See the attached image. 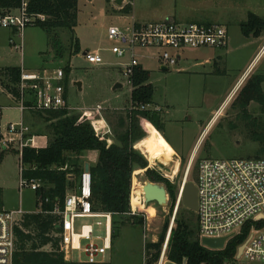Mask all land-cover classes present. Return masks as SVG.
Listing matches in <instances>:
<instances>
[{
    "label": "rangeland",
    "instance_id": "1",
    "mask_svg": "<svg viewBox=\"0 0 264 264\" xmlns=\"http://www.w3.org/2000/svg\"><path fill=\"white\" fill-rule=\"evenodd\" d=\"M173 1L151 0L150 8L145 9V15L149 18L147 21H156L160 14L171 10L174 6ZM202 1L205 3V0H190V4L197 6L198 2ZM207 5L209 9L205 14L190 11V15L185 16L189 20L184 21L198 23L219 19L226 21L231 38L228 49L213 47L186 49L182 60L166 70L161 69L156 48L136 49L137 59L144 68L150 71V82L155 88L152 103L147 110L152 115V121L162 125L166 133L172 137L179 151V159L172 154V151L175 152L172 146L161 137H152L151 140L154 139L153 141L161 144L170 156L173 155L174 160L170 164L166 165L159 161L151 163L144 151L145 144H140L138 149L148 160V167L164 176L169 182L173 178L176 181L184 179L187 163L193 150L195 155L188 180L194 183L198 178L197 164L202 159L248 158L264 155L258 154L260 144L250 138L251 127L247 125L240 106L235 102L240 90L251 76L264 75V51L253 63L248 73L251 76L237 91H232L259 47L264 43V32L258 40L243 35L239 20L245 13L240 10L244 7L249 8L264 17V0H233V7L225 5L219 9H216V2H208ZM78 8V25L75 28V36L80 43L78 52L73 50L71 31L66 28L55 30L51 36L37 25L26 28L23 36V52H21L10 43V38L17 41L15 33L11 29L0 27V107L3 123L19 122L23 117L25 124L39 138L34 146L48 145L51 137L49 122L45 119L46 115L36 114L32 117L29 111H25L22 116L17 108L16 99L11 95V90L9 91L10 86H7L8 82L4 74L7 67L23 65L27 70L36 71L65 69L69 66L71 72L68 77V96L72 107L91 109L98 102H102L106 106L104 116L112 127L113 140H111L113 142L115 141L114 134L117 135L125 128L120 127V118H124L126 124H129L128 112L132 102L131 87L122 67L130 62V56L128 54L124 57L117 56L112 48L121 44L118 40H111L108 37V29L112 24L125 25L117 19L119 15L117 5L112 0H79ZM86 52L99 53L103 62L90 63L86 58ZM76 81L81 82L82 89L75 84ZM120 82L123 87L114 89V85ZM111 103L123 109L112 108ZM217 110L220 113L213 116ZM69 111L82 114L76 109ZM248 111L260 124L264 123L263 108L257 102H251ZM90 115L91 113H88L86 117L96 132H101L98 126V123L102 125L101 119L91 121ZM147 120L144 121V125L141 122V130L155 128L151 124L154 122ZM96 151L88 150L78 157L75 154H70V156L72 160L78 159V168L84 166L85 163L93 166L98 160L99 154ZM1 152L3 151L0 150V154ZM176 160L179 168L176 175H173ZM19 177L18 153L14 150L5 151L0 159L2 190L0 197L3 209H16L22 205L27 212H33L37 210L36 193L30 188H24L20 192ZM135 177L140 183L150 180L146 169L137 168L133 174V180ZM161 183L167 185L166 182ZM171 200L172 197L169 194L167 205L160 206L157 202H150L141 210L132 207L134 214L114 215L112 246L105 255V262L107 264H146V243L157 242L164 233L167 223L166 240L171 226L177 225L176 218L190 219L196 227V213L181 204L175 214V207ZM97 221H101V225H97ZM85 222L88 220L78 219V230ZM89 222L94 223V235L100 237L97 243L102 244L107 236L106 219L95 218ZM50 248L51 246L45 247V249ZM73 255L75 261L80 260L78 252H74ZM83 259H85L84 255ZM226 263L233 264L231 261ZM238 264L261 263L242 257L238 260Z\"/></svg>",
    "mask_w": 264,
    "mask_h": 264
},
{
    "label": "built area",
    "instance_id": "2",
    "mask_svg": "<svg viewBox=\"0 0 264 264\" xmlns=\"http://www.w3.org/2000/svg\"><path fill=\"white\" fill-rule=\"evenodd\" d=\"M112 1L116 2V0ZM128 2L130 1L123 0L122 5ZM45 18L44 14L29 12L27 0H22L18 8L0 7V27L11 29L15 33L17 41L10 38V43L21 52H23L25 29L37 25L39 20H45ZM108 37L111 40H118L121 44L112 48L117 56L124 57L127 54L130 56V62L122 69L131 84L134 67L140 64L136 54L137 48H156L159 63L168 69L178 64L186 49L225 48L229 42L228 29L224 24L217 22L187 23L172 18L149 23H134L128 27L111 25L108 29ZM263 51L264 47L259 55ZM85 55L90 63L103 62L99 53L86 52ZM65 77L66 73L62 68L31 71L21 67L19 80L13 86L16 93L10 89L9 91L16 99L17 108L22 116L25 111L35 113L65 108L70 110ZM102 109L101 104L94 108L99 114ZM83 114L86 115L84 112ZM100 118L105 129L96 133L111 143L109 136L112 135L111 128L103 116ZM35 140L36 133L25 124L23 117L19 122L4 124L0 107V150H14L19 155L20 192L24 188H30L36 193L43 187L41 180L25 176L27 167L23 162L24 148L34 146ZM191 162L190 160L186 168L185 180H188L193 167ZM197 165L198 178L195 184L198 192V210L196 215L200 241L204 237L224 236H230L229 240L247 223H250L249 234L242 244L243 251L240 256L237 253L231 262L238 264V260L243 257L249 261H259L264 264V226L258 225V221L264 220V218H259L264 215V157L205 158ZM68 167L65 165L59 169L65 170ZM68 178L74 180L75 176L69 173ZM182 192L183 187L180 186L174 202L175 214L182 204ZM37 200L41 202V205L42 195H39ZM49 200L47 196L44 198V202ZM41 206L33 212L49 213ZM27 213L22 205L16 209L0 210V264H13L16 249L15 227ZM50 213L60 217V232L58 233L60 249L66 259L82 264L106 263L104 258L111 248L113 214L94 208L90 169L85 170V165L83 166V171L76 177V186L67 193L63 206L56 204ZM95 218L106 219L107 236L102 244L97 243L100 237H95L94 223L89 222ZM78 219L88 220L81 225L79 230ZM101 223V221L96 222L97 225ZM167 242L168 239L156 264L170 262L167 259ZM74 252H78L79 261L74 260Z\"/></svg>",
    "mask_w": 264,
    "mask_h": 264
},
{
    "label": "trees",
    "instance_id": "3",
    "mask_svg": "<svg viewBox=\"0 0 264 264\" xmlns=\"http://www.w3.org/2000/svg\"><path fill=\"white\" fill-rule=\"evenodd\" d=\"M28 10L34 14H44L45 20H39L37 26L41 27L49 36L59 28L71 31V42L75 52L80 51L79 39L75 36V28L78 25L79 0H27ZM22 0H0V7L7 9L18 8ZM130 6H124L125 12L130 11ZM245 36L258 37L264 30V17L253 12L248 14L245 21L240 24ZM21 67L11 66L5 69L7 86H14L20 77ZM65 83L68 85L69 66L65 67ZM151 73L141 64L134 67L131 76L133 85V107L128 112L129 124L124 118H120V127L124 128L115 135V141L107 142L100 137L86 115L71 113L68 109L35 112L41 116L46 115L49 122L51 137L48 145L28 146L24 148L23 162L27 169L25 176L41 180L42 189L36 192V196L42 195V206L37 200V208L49 211L28 212L15 227L16 250L13 256V264H82L68 262L60 249V217L50 213L56 204L63 206L67 193L76 186V177L83 171V165L78 168V159L72 160L70 154L77 157L84 151L97 150L98 161L90 166L92 175V202L96 210L110 212L114 215L132 214V185L133 174L137 168L146 169V174L151 181L166 182L167 191L175 202L173 184L164 176L148 167V160L139 151L138 146L144 145L153 136V127L141 130L140 125L149 119L152 121L150 111L145 109L152 103L155 93L154 85L150 82ZM264 75L251 76L240 90L236 103L241 108L247 125L251 127V139L260 144L258 154H264V123L260 124L248 111L251 102H257L264 112ZM16 93L14 87L9 88ZM141 117V118H140ZM140 118V119H139ZM145 119V120H144ZM153 124L159 128L155 121ZM154 131V132H153ZM152 132L151 134H149ZM147 134H149L147 136ZM147 136V137H146ZM144 140V141H143ZM143 142V143H142ZM0 159L5 151L2 150ZM256 157H264L257 155ZM70 162L72 164H70ZM68 165L67 169H59ZM75 176L69 180L68 174ZM2 193L0 187V195ZM48 202H44L45 197ZM3 209L0 197V210ZM196 213V212H195ZM177 223L170 231L167 242V259L176 264H225L233 261L239 247L246 240L250 223L231 237L223 249H210L201 244L198 235V221L196 215V227L193 221L188 219H175ZM259 226H264V220L258 221ZM168 223L164 233L157 242L146 243V264H156L160 258L163 245L166 241ZM51 246L50 249H45ZM150 251H154L153 253ZM107 264V263H103Z\"/></svg>",
    "mask_w": 264,
    "mask_h": 264
},
{
    "label": "crops",
    "instance_id": "4",
    "mask_svg": "<svg viewBox=\"0 0 264 264\" xmlns=\"http://www.w3.org/2000/svg\"><path fill=\"white\" fill-rule=\"evenodd\" d=\"M130 2H128V3H125V4H123V5H117V9H118V12H119V15L117 16L118 18V21H120V23H123V24H125V25H120V24H117L118 26H121V27H128V26H130V25H132V24H134V23H149V21H147V20H149V18L145 15V13H146V10L145 9H147V7H149L150 8V4H151V0H129ZM174 2V6L171 8V10H168V11H165V13H162V14H160V16H158L159 17V19H157L156 21H159V20H163V19H167V18H172V19H175V20H178V21H181V22H187V21H184V20H189V18L187 17V18H185V16H188V15H190V11H195V12H201V13H204L205 14V12L209 9V6L207 5L208 4V2H216V5H217V8L216 9H219V8H223V7H225V5H227L228 7H233V0H205V3L202 1V2H198L199 4L197 5V6H193V5H191L190 4V0H174L173 1ZM116 3V2H115ZM126 5H129L130 6V11L129 12H125L124 10H123V8H124V6H126ZM219 6V7H218ZM226 6V7H227ZM202 7H204V9H202ZM215 10V9H214ZM240 12H242V13H245V14H243V17L239 20V22L241 21V23L243 22V21H245L246 19H247V16H248V14L250 13V12H253V13H255V11H253L252 9H249V8H243V10H240ZM255 14H257V13H255ZM257 15H259V14H257ZM259 16H261V15H259ZM178 17H179V19H178ZM261 17H263V16H261ZM151 22H155V21H151ZM210 22H217V23H221V24H224L226 27H227V25H226V21H221V19H219V20H217V21H208V22H205V23H210ZM188 23V22H187ZM112 25H114V24H112ZM227 29H228V27H227ZM263 32H264V30L262 31V33L260 34V36H258V37H254V36H245L244 34V36L245 37H247V38H250V37H253L254 39H256V40H258V39H260L261 37H262V34H263ZM228 34H229V42H228V45L224 48V49H228V47H229V45H230V40H231V38H230V33H229V29H228ZM80 44V43H79ZM264 47V43L259 47V50L257 51V53L254 55V57H253V59H252V61L249 63V65L246 67V69L244 70V72L242 73V75L239 77V79L237 80V82H236V84L234 85V88H233V90L232 91H237L242 85H243V83L251 76V74H248L249 73V71H250V69L252 68V66H253V63L255 62V61H257L258 60V58L261 56V54L259 55V53H260V51H261V49ZM183 56H184V54H182ZM183 56H182V58H183ZM182 58L180 59V60H182ZM179 60V61H180ZM142 65V64H141ZM143 66V65H142ZM16 67H18V66H16ZM20 67H23L24 68V66L23 65H21ZM146 69V68H145ZM70 74V73H69ZM69 74H68V77H69ZM68 79V78H67ZM127 82H128V84L130 85V87H131V99H132V90H133V86H132V84L129 82V79L127 80ZM118 84H121V85H118ZM68 86V85H67ZM123 87V84L120 82V83H116L115 85H114V89H118V88H122ZM82 89V88H81ZM231 91V92H232ZM233 92V93H234ZM69 95V89H68V91H67V96ZM132 101V100H131ZM68 104H69V96H68ZM98 104H101L102 106H103V109H102V111H101V114H99V113H97L95 110H94V108L98 105ZM150 105V104H149ZM149 105H147L146 107H144L145 109H147V107L149 106ZM224 105H226V104H224ZM69 106H70V108L71 109H76V110H79L81 113H86V115H88V113H91V115H90V120L91 121H95V119H99L100 118V116H103V118L105 119V121H106V123L109 125V127L111 128V131H112V127H111V125L107 122V120H106V118H105V116H104V107H106V106H104L103 104H102V102H98L97 104H96V106L95 107H92L91 109H88V108H85V107H81V108H76V107H72L70 104H69ZM134 105H133V102H131V107H130V109H129V112H130V110L132 109V107H133ZM110 107H112V108H117V109H123V108H120V106L119 105H117V104H112L111 103V105H110ZM219 110H217V111H215L214 112V115L213 116H215L216 114H217V112H218ZM37 113H33V112H31V115H32V117H33V115H36ZM127 114V113H126ZM129 114V113H128ZM219 114V113H218ZM217 114V115H218ZM101 119V118H100ZM147 121H149V120H147ZM95 123H98V122H95ZM155 128H157L153 123H151ZM98 126L101 128V130H104L105 128L103 127V123H102V125L101 124H99L98 123ZM158 130L157 131H155V133H154V136L153 137H161L162 139H164V140H166L168 143H167V145H169L171 148H173L174 150H175V152L174 151H172V154L174 155V156H177V158L179 157V151H178V149H177V147L175 146V144L173 143V141H172V137H170L167 133H166V131L162 128V125H160L159 124V128H157ZM145 132H146V130H145ZM110 137H111V139L113 140V132H112V135H109ZM37 139H39L38 138V136H37V134H36V140L35 141H37ZM114 139H115V134H114ZM113 141H111V143H112ZM42 147V146H41ZM172 150V149H171ZM97 152V151H96ZM98 153V152H97ZM168 153V152H167ZM171 154V153H170ZM168 155H169V153H168ZM172 155V156H173ZM194 155H195V151L193 150L192 151V155H191V157L193 158L194 157ZM172 156H170L172 159H174ZM97 158H98V156H97ZM179 159V158H178ZM97 161L98 160H96V163H97ZM86 164V163H85ZM84 164V165H85ZM90 165V164H89ZM91 166V165H90ZM134 214V213H133ZM112 238H113V230H112ZM112 238H111V246H112ZM16 250V249H15ZM64 254V253H63ZM64 258H65V256H64ZM65 260L66 261H68V262H72V261H69L68 259H66L65 258Z\"/></svg>",
    "mask_w": 264,
    "mask_h": 264
},
{
    "label": "water",
    "instance_id": "5",
    "mask_svg": "<svg viewBox=\"0 0 264 264\" xmlns=\"http://www.w3.org/2000/svg\"><path fill=\"white\" fill-rule=\"evenodd\" d=\"M122 2L123 0H116V4L119 6L122 5ZM161 69L166 70L167 67L161 66ZM75 84L79 87V89L82 88L80 81H76ZM89 169H90V165L89 163H86L85 170H89ZM180 186L183 187L182 204L186 208L192 210L193 212H196L198 210V192H197L196 184L193 181L182 179L180 180ZM143 196H144L145 205H148L150 202H157L158 205L163 206V205H167L169 202V194L167 191V187L165 184L161 182L146 180L143 183ZM259 218H264V215L260 216ZM171 228L169 230V235ZM229 237L230 236H224L218 238L204 237L201 239V244L210 249L219 250V249H223L226 246V242ZM242 251H243V245H241L238 249V256L241 255ZM167 264H176V263L168 262Z\"/></svg>",
    "mask_w": 264,
    "mask_h": 264
},
{
    "label": "bare ground",
    "instance_id": "6",
    "mask_svg": "<svg viewBox=\"0 0 264 264\" xmlns=\"http://www.w3.org/2000/svg\"><path fill=\"white\" fill-rule=\"evenodd\" d=\"M220 113V111L217 112V114ZM216 114V115H217ZM154 140V139H153ZM153 140H148L144 146V151L148 155L150 162L155 163V161H159L163 164H170V162L174 159L168 155L167 151L162 147L161 144H156ZM158 142V141H157ZM191 162V165L193 164V158L190 157L188 160V163ZM187 163V165H188ZM179 168V163L176 160L175 170L174 174L176 175ZM189 174V173H188ZM132 207L136 210H141L146 207L144 204V196H143V183H140L136 177L133 180V188H132V200H131Z\"/></svg>",
    "mask_w": 264,
    "mask_h": 264
},
{
    "label": "flooded vegetation",
    "instance_id": "7",
    "mask_svg": "<svg viewBox=\"0 0 264 264\" xmlns=\"http://www.w3.org/2000/svg\"><path fill=\"white\" fill-rule=\"evenodd\" d=\"M171 183L173 184V190L175 192V195L177 196V194L179 193V189H180V181H176L174 178L171 181Z\"/></svg>",
    "mask_w": 264,
    "mask_h": 264
}]
</instances>
